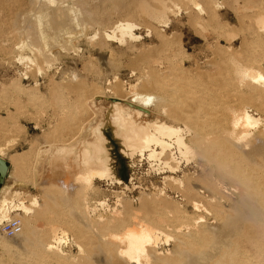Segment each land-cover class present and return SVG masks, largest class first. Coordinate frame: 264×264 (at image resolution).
Instances as JSON below:
<instances>
[{
    "label": "bare ground",
    "instance_id": "1",
    "mask_svg": "<svg viewBox=\"0 0 264 264\" xmlns=\"http://www.w3.org/2000/svg\"><path fill=\"white\" fill-rule=\"evenodd\" d=\"M94 1L16 0L14 20L18 23L14 24L19 27L10 30V38L4 37L8 43L11 39L12 45L7 44L11 46L7 51L0 48V53L9 63H29L34 70L28 68V72L40 75L51 71L60 55L76 52L81 38L94 47L97 33L91 38L89 33L85 35L88 26L96 25L91 9ZM184 1L198 8L200 14L204 12L196 0ZM232 1L235 5L240 2L239 9L251 26V38H264V13L255 1ZM131 2L132 14L163 38L158 29L169 27L172 8H176L173 0ZM219 3L209 0V10L203 15L212 18ZM115 21L102 32L98 46L104 42L125 46L141 39L135 34L139 26L134 21ZM225 54L219 56L218 75L223 80L219 89L190 78L181 64L173 61L172 77L167 78L163 61L145 58L143 78L137 76V83L126 91L121 89L118 76L110 90L91 92L78 84L74 103L59 109L62 119L55 126L52 141L39 142L12 158L5 154L8 144L0 146V158L7 162L12 176L21 186L30 182L36 192L21 186L2 187L0 262L4 257L19 259L21 249L24 261L19 259L14 264H77L76 257L62 251L71 235L77 256L82 257L78 264H264V71L258 69L260 64L246 65ZM211 93L219 99L213 101ZM250 108L255 109L256 117ZM0 124L5 125V121ZM106 128L124 160L147 161L152 172L163 175L159 176L163 184L179 186L186 202L194 210L211 215L213 224L206 223L204 215L192 217L179 208L168 210L162 206L168 197L162 190L156 194L159 198L139 197L136 207L118 194L115 205L120 209L109 211L106 195V200L94 202L91 193L96 191V181L129 190L109 161V151L114 147L103 136ZM189 162L194 165L193 172H182V163ZM98 208L108 214H101ZM17 212L24 215L22 222L12 219ZM12 222L16 225L10 235L5 227ZM165 231L173 236L164 235ZM162 237L167 243L173 239L171 251H159L161 246L157 249Z\"/></svg>",
    "mask_w": 264,
    "mask_h": 264
},
{
    "label": "rangeland",
    "instance_id": "2",
    "mask_svg": "<svg viewBox=\"0 0 264 264\" xmlns=\"http://www.w3.org/2000/svg\"><path fill=\"white\" fill-rule=\"evenodd\" d=\"M110 1L111 0H95L93 2L95 5L93 3L91 4V9L94 13L93 24L96 25L93 26V28L92 25L88 26L87 31L91 28L93 31H90L92 34L86 31L87 34L85 35H88L89 33L87 37L91 38V36L93 37L97 33L98 38L96 37L97 39L93 41L94 43L96 42L93 44L94 47H91L92 43L90 45L89 41L82 40L83 38H81L79 40L80 42L78 41V44L80 43V45H77L76 43V52H78V54L76 52L74 53V51L71 53L70 51V53L60 55L56 64H53L54 67L52 66L50 68L51 71H42L40 75L39 73H35V71L28 72V70L33 69L29 63H17L12 60V63H9V60L7 61V59H5L6 56L0 53V121H5V125L1 126L0 124V146L8 144L7 150L5 151L7 158H12L15 155L26 152L30 148H35L39 142L44 140L46 142L52 141L55 126L62 119L63 113H59V109L62 110L64 106L74 103V99L79 92L77 87L78 84H83V87L91 92L101 91L103 89L110 90L114 87V77L116 78L118 76L117 79L121 83V89L126 91L129 86H133L137 83L139 80V78L136 79L137 76L143 78L142 72L145 71L143 60L145 58H155L163 61L162 67L165 68L167 65V72L165 73L167 78L172 77L171 70L173 69V65L170 61L175 62V64H181L186 75L190 78L201 79L208 84V87L210 86L214 89H219L221 87L219 85H222L223 83V80H221L218 75L221 64L219 56H222L225 53V55H234L239 59L240 63L246 65H251L253 62L255 63V66H259L257 64H260V68L258 69L264 71V55H262L264 54V38H251V26L249 25L248 20L244 17L245 14L239 9L241 6L240 2H237L236 6L232 0H214L220 2L219 9L215 10L216 12H213L212 18L208 19L206 17L207 15L204 16L203 13H206L209 10V0H196L199 8L204 11L202 14H200L201 12L198 8L196 9L195 6L184 0H173V4H175L176 8H172L173 14L169 17L170 20L168 26L170 28L168 26L167 29L159 28V35L163 37L159 38L154 35V32L149 28L150 26L148 24L137 18L134 13L132 14L134 8V3L131 2L132 0H115V3L113 2L114 0ZM254 1V5L257 9L264 13V0ZM129 4L130 6H127ZM15 5L16 0H0V37L3 36V38H0V48H3L4 50L6 49V51L11 47L7 44L12 45V41L9 39L10 42L8 43V40L5 41V38H10L11 34H13V32L19 27L18 24L17 27L16 24H14L18 23L17 20H14ZM5 6H7L6 9ZM121 8L123 10H121ZM114 9L117 12L113 13L112 11ZM118 9L120 10L118 11ZM115 20L134 21L139 26L137 30L138 32L135 31V34L141 39L136 41L135 44L134 42L133 44L131 42L125 44V46L113 42H104L102 45L98 46L103 38L101 37L103 36L102 32L114 23ZM94 27H96V29ZM10 30L13 31L11 34H9V32H11ZM147 34L150 35V37L147 36ZM230 34L232 37H235L230 38ZM229 48L231 49L229 50ZM27 55L29 56L30 54ZM25 71H27L26 76L23 75ZM24 77H27L28 80H24ZM108 82L111 84L108 85ZM125 91H123V93H125ZM148 92L153 93L150 91ZM209 96L213 101H217L220 97L212 93ZM249 112L254 116L257 115L254 108H250ZM115 147L116 148H111V151L109 152V161L113 164L115 173H117L115 175L123 184H126L129 187V190L133 186L134 189H131L130 193L129 190H125L124 186H107V183L104 181H96V191L93 192V194L91 193L92 196L90 195L94 202L95 200H100L99 198H101V200H106L107 198L108 209H110L109 211H112L113 207L116 208L115 199L118 194L124 202L130 203L131 205L133 203V206L136 207L138 205L137 200L139 197L147 199L159 198L157 195L162 190V193H166L168 197H171H167L166 201H164L165 204L163 203L162 206L165 205L164 207H167L168 210H171L170 208H179L182 213L192 217L204 215L205 222L210 225L213 224L214 221L211 215L204 214L201 210H194L192 206L186 202L182 197V190L179 186L167 183L163 184L162 179H160L163 178V175H157L154 171L152 172L150 164L147 161L138 162L139 160L136 158V161L134 160L133 163H129V161L124 160L121 157L116 145ZM111 160H113V162ZM191 163L192 162H189L188 164L182 163L181 171L186 172L191 170V172H193L194 165ZM189 166L191 167L189 168ZM17 181L18 180H16L10 173V178L6 181L5 187L7 189L19 188L21 185ZM20 188L36 193L32 189L30 182L25 186L22 185ZM151 190L153 192H151ZM40 195L41 193H39V196ZM95 197L97 198L95 199ZM92 199L90 200L91 203H93ZM130 199H134V202ZM116 209L120 208L117 207ZM98 210L101 214H105V212V215L108 214V211L106 210L104 211L100 208H98ZM205 215L210 217L206 220ZM12 216V219H17L21 222L24 219V215L20 212L14 213ZM12 224H14V222L8 225L10 230L8 226L5 227V231L9 232L10 235L13 234L11 229ZM15 232H18V229H16ZM164 235L173 236L170 231H165ZM164 238L165 237H162L158 242L157 249L161 246L160 248H163H159V251H171V247H173V237H170L172 240H169L168 243ZM66 243L67 244L63 245L62 251L67 256H74L80 261L82 257L77 256L79 254L78 248L71 235L68 236ZM0 253L2 252L0 251ZM17 253V255H19L17 258H19L21 262L24 261L23 258L25 255L23 254V251L20 249ZM4 258H2L3 262L1 261V264H14L16 261H19V259L16 258L15 261L13 258ZM78 261L77 264L79 263Z\"/></svg>",
    "mask_w": 264,
    "mask_h": 264
},
{
    "label": "water",
    "instance_id": "3",
    "mask_svg": "<svg viewBox=\"0 0 264 264\" xmlns=\"http://www.w3.org/2000/svg\"><path fill=\"white\" fill-rule=\"evenodd\" d=\"M103 132V136L108 141L109 146L111 145L110 147L116 148L114 143L115 140L113 139L112 133L109 128H106ZM8 178H10V167L5 160L0 158V191L5 185V182L8 180Z\"/></svg>",
    "mask_w": 264,
    "mask_h": 264
},
{
    "label": "built area",
    "instance_id": "4",
    "mask_svg": "<svg viewBox=\"0 0 264 264\" xmlns=\"http://www.w3.org/2000/svg\"><path fill=\"white\" fill-rule=\"evenodd\" d=\"M15 225H16V224L14 223V224H12L11 226H12V227H15ZM8 228H9V230H10V227H8Z\"/></svg>",
    "mask_w": 264,
    "mask_h": 264
}]
</instances>
